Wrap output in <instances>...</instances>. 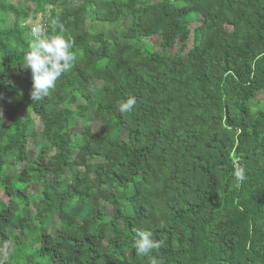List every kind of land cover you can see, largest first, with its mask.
Segmentation results:
<instances>
[{
  "label": "trees",
  "instance_id": "trees-1",
  "mask_svg": "<svg viewBox=\"0 0 264 264\" xmlns=\"http://www.w3.org/2000/svg\"><path fill=\"white\" fill-rule=\"evenodd\" d=\"M17 1L0 0V264H149L138 229L164 264H264V0ZM47 8L76 59L33 101L19 25Z\"/></svg>",
  "mask_w": 264,
  "mask_h": 264
},
{
  "label": "clouds",
  "instance_id": "clouds-1",
  "mask_svg": "<svg viewBox=\"0 0 264 264\" xmlns=\"http://www.w3.org/2000/svg\"><path fill=\"white\" fill-rule=\"evenodd\" d=\"M19 26L29 28L26 33L28 50L23 55V67L31 71L30 97L33 101H39L49 96L62 74L74 67L76 57L71 51L74 43L73 38L64 35L66 29L57 20L51 21L53 34L49 35L47 17L44 12H41L39 19L30 25L21 23ZM135 105V97L129 96L118 107L121 113H130ZM3 123H5L3 111L0 109V124ZM233 175L236 181L234 186L239 188L246 179L245 169L239 162L234 165ZM161 226L163 227V224ZM162 244V241L153 239L152 231L142 229L136 231L134 241L136 254L148 257L149 264H164L163 259L157 260L155 256L151 255L153 252H158Z\"/></svg>",
  "mask_w": 264,
  "mask_h": 264
},
{
  "label": "rangeland",
  "instance_id": "rangeland-1",
  "mask_svg": "<svg viewBox=\"0 0 264 264\" xmlns=\"http://www.w3.org/2000/svg\"><path fill=\"white\" fill-rule=\"evenodd\" d=\"M78 1H81V0H78ZM5 3H10V4H12V3H14V4H16V5H19V6H23L21 3H19L17 0H5ZM34 6L33 5H31V8H33ZM38 15L39 14H37V17L32 21V20H30V21H27L26 23L27 24H31V23H33V22H35L36 20H38ZM124 22L123 21H121L120 22V26H122V25H125V24H123ZM0 24H2V25H4V26H7L8 24H9V20H7V21H5V23H1V19H0ZM96 25V24H95ZM92 26V23H91V18H89L87 21H86V27L87 28H90ZM97 26V25H96ZM100 26H102V27H104L105 29H106V36H109V37H111V38H116L117 37V35H116V25H114V24H110V25H106V26H103V25H100ZM123 42H132V40H123ZM150 43H151V45L156 49V50H158L159 49V43H158V37H154V38H152V39H150ZM190 47V45L188 44L187 45V47L186 48H189ZM177 49V47L175 46L174 48H173V51H175ZM96 85V80H94V81H92V84L90 85V89H92L94 86ZM263 95L262 94H259L258 96H257V98H261ZM251 104L252 105H254L255 104V101H252L251 102ZM85 120L86 121H93L94 122V129L97 131V132H99V133H101L102 132V130H103V128H104V123H105V119H103V118H101V119H95L94 118V116H93V112H92V104L90 105V108H89V112L87 113V115H86V118H85ZM81 124H82V122L80 121V120H76L75 122H74V127H73V133L75 134V135H78L79 134V129H80V126H81ZM42 129V124L38 121V120H35L34 121V125H33V128L31 129V133H34L35 135L36 134H38L39 132H40V130ZM29 144H30V142H31V137L29 138ZM68 181V179H66V182ZM29 192H35V194L36 195H39L40 194V187H39V185L37 186V185H32L30 188H29ZM5 196H4V194L0 191V200H5ZM108 208L107 207H105V212H108ZM8 249H9V247L8 248H2V249H0V255H5L7 252H8Z\"/></svg>",
  "mask_w": 264,
  "mask_h": 264
},
{
  "label": "built area",
  "instance_id": "built-area-1",
  "mask_svg": "<svg viewBox=\"0 0 264 264\" xmlns=\"http://www.w3.org/2000/svg\"><path fill=\"white\" fill-rule=\"evenodd\" d=\"M43 12L45 13V15H46V17H47V25H48L49 20H50L49 8L45 9ZM40 13H41V12H40ZM40 13H39V14H40ZM38 19H39V15H38Z\"/></svg>",
  "mask_w": 264,
  "mask_h": 264
}]
</instances>
